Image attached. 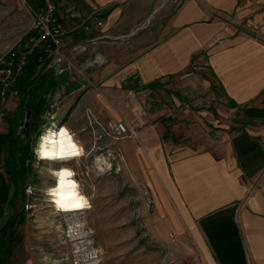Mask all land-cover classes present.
Masks as SVG:
<instances>
[{
    "label": "crops",
    "instance_id": "1",
    "mask_svg": "<svg viewBox=\"0 0 264 264\" xmlns=\"http://www.w3.org/2000/svg\"><path fill=\"white\" fill-rule=\"evenodd\" d=\"M55 1L66 51L81 38L86 61L105 56L96 109L127 112L169 220L197 230L209 264H264V0H180L170 14L161 0ZM70 4L95 14L90 32ZM128 41L126 61L109 56ZM156 89L166 104L151 109Z\"/></svg>",
    "mask_w": 264,
    "mask_h": 264
},
{
    "label": "rangeland",
    "instance_id": "2",
    "mask_svg": "<svg viewBox=\"0 0 264 264\" xmlns=\"http://www.w3.org/2000/svg\"><path fill=\"white\" fill-rule=\"evenodd\" d=\"M39 1L29 0L34 5ZM161 1L156 14L160 11L170 14L180 3V0H166L161 5ZM32 23V15L23 0H0V55L15 45L22 46ZM78 41L77 44H86L81 42V38ZM129 45L130 41L125 43L126 49L108 50V54L117 56L120 62V59L126 61ZM86 49L72 55L74 66L60 74L58 87L48 93L49 108L40 115L39 125L31 139L33 147L42 125H66L76 134L85 156L72 161L48 162L37 161L31 153L24 188L12 202V187L9 199L1 204L0 229L9 218L14 216L17 220L18 238L6 264H209L197 230L177 228L176 223L169 220L164 197L158 193L165 183L157 175L154 183L143 177L140 143L135 152L141 137L135 126L126 122L127 112H122L117 119L96 109L101 87L90 77L95 67L92 65L83 73L80 71L94 59V54L87 61L81 56ZM66 54L72 53L66 51ZM43 68V76L37 79L41 90L45 91L49 88L52 71L45 66ZM158 92L156 89L153 99L149 100L151 109L162 108L166 104ZM23 98L24 94L14 101L5 117H0V175L8 182L6 162L18 150L7 134L15 123L24 129L28 110L23 106ZM120 122L133 131L119 133L116 126ZM181 128H173L169 132L183 139L186 135ZM109 152L112 153V158H109L112 168L100 174L95 168V157L107 156ZM128 152L136 153L134 164L129 161ZM62 166L77 172L75 178L79 180L81 190L91 198L90 209L74 213L57 212L44 195V189L56 183L49 169ZM29 187L32 188L31 194L27 192ZM81 224L83 227H78Z\"/></svg>",
    "mask_w": 264,
    "mask_h": 264
},
{
    "label": "built area",
    "instance_id": "3",
    "mask_svg": "<svg viewBox=\"0 0 264 264\" xmlns=\"http://www.w3.org/2000/svg\"><path fill=\"white\" fill-rule=\"evenodd\" d=\"M23 1L30 10L33 23L30 34L22 46L17 47L15 45L0 55V117H5L11 110L14 101L20 99L22 91L19 83L28 67L30 56L34 52L41 51L42 54L39 59L41 66H45L57 75L69 71L74 66L72 64V55L74 54H66L64 44L65 28L57 15L58 4L56 1L41 0L35 5L31 4L29 0ZM67 11L69 18L80 19L82 23H87L85 30L87 32L91 31V23L95 14H83L75 4H70ZM97 25L102 26L103 21L99 20ZM93 42L95 43L96 39ZM84 49H86L85 44H76L73 46L72 52L79 53ZM104 63L105 56L97 52L94 54V59L82 66L80 71L83 73L92 65L100 67ZM57 66H60L59 72L56 71ZM116 129L119 133L125 134L132 130L123 122H120Z\"/></svg>",
    "mask_w": 264,
    "mask_h": 264
},
{
    "label": "trees",
    "instance_id": "4",
    "mask_svg": "<svg viewBox=\"0 0 264 264\" xmlns=\"http://www.w3.org/2000/svg\"><path fill=\"white\" fill-rule=\"evenodd\" d=\"M41 54V51H36L30 56L28 67L19 83L22 94H24L23 106L27 110H32V116L26 130L23 128L20 129V126L15 123L7 134L9 140L17 145L18 151L16 153L14 152L13 157L11 159L8 158L6 162V171L10 181H6V178L0 175V214L3 213L1 204L9 199L12 187L14 188L12 202L18 195L20 189L24 188L23 186L27 181L30 167L29 159L32 153V133L39 125L40 115L49 108L47 100L48 93L54 91L59 85L60 75L52 72L49 88L45 91L41 90L42 86L37 79L43 76L42 71L44 70V66H41L39 61ZM22 191L24 192V189ZM16 225L17 220L13 216L0 229V264H6L8 258L13 254L15 241L18 238Z\"/></svg>",
    "mask_w": 264,
    "mask_h": 264
},
{
    "label": "clouds",
    "instance_id": "5",
    "mask_svg": "<svg viewBox=\"0 0 264 264\" xmlns=\"http://www.w3.org/2000/svg\"><path fill=\"white\" fill-rule=\"evenodd\" d=\"M76 134L66 126L57 128L56 124L41 126V133L32 147L33 155L37 161L46 160L50 162L68 161L85 156L83 146L75 139ZM112 153L107 156L95 157V168L103 174L111 170L109 162ZM51 176L55 179L54 186L44 189V195L54 205L57 212L81 211L92 207L91 198L81 190V184L75 177L77 172L69 167L49 169ZM27 192L31 194L32 188ZM83 227V225H78Z\"/></svg>",
    "mask_w": 264,
    "mask_h": 264
},
{
    "label": "water",
    "instance_id": "6",
    "mask_svg": "<svg viewBox=\"0 0 264 264\" xmlns=\"http://www.w3.org/2000/svg\"><path fill=\"white\" fill-rule=\"evenodd\" d=\"M59 70H60V66H57L56 67V71L59 72ZM31 116H32V110L29 109L27 117H26V122H25V125H24V130H26L28 128Z\"/></svg>",
    "mask_w": 264,
    "mask_h": 264
},
{
    "label": "bare ground",
    "instance_id": "7",
    "mask_svg": "<svg viewBox=\"0 0 264 264\" xmlns=\"http://www.w3.org/2000/svg\"><path fill=\"white\" fill-rule=\"evenodd\" d=\"M61 126H66V125H61ZM61 126H58L57 128H59V127H61ZM66 127H68V126H66ZM69 129H70V127H68ZM75 139H76V137H75ZM77 140V139H76ZM78 141V140H77ZM82 145V144H81ZM74 159H76V158H74ZM74 159H71L70 161H72V160H74ZM48 162H50V161H48ZM60 162H63V161H60ZM81 211H83V210H81ZM74 212H79V211H69V212H64V213H74Z\"/></svg>",
    "mask_w": 264,
    "mask_h": 264
}]
</instances>
